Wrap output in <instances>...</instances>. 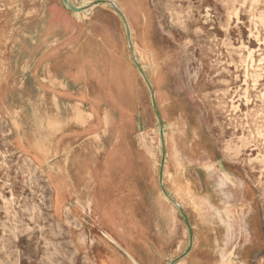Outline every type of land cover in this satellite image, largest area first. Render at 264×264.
I'll return each mask as SVG.
<instances>
[{
  "label": "rangeland",
  "instance_id": "obj_1",
  "mask_svg": "<svg viewBox=\"0 0 264 264\" xmlns=\"http://www.w3.org/2000/svg\"><path fill=\"white\" fill-rule=\"evenodd\" d=\"M69 1L0 0V264H264V0Z\"/></svg>",
  "mask_w": 264,
  "mask_h": 264
},
{
  "label": "bare ground",
  "instance_id": "obj_2",
  "mask_svg": "<svg viewBox=\"0 0 264 264\" xmlns=\"http://www.w3.org/2000/svg\"><path fill=\"white\" fill-rule=\"evenodd\" d=\"M108 2V4H115V5H119V4H121L120 2H119V0H107ZM246 1V0H245ZM94 2V1H93ZM60 5V4H59ZM67 6V5H66ZM84 7V9H83V11H86V9H91V8H93V7H95L94 5H87V6H83ZM118 9L119 10H121L122 11V13L125 15V17H126V19H127V24H128V28H129V30H130V32H131V34H132V31H133V27H132V19H131V17H132V15H131V13L132 12H130V10H128V9H126V11H125V8H124V6H123V4H121L120 6H118ZM82 11V12H83ZM89 11V10H88ZM124 11V12H123ZM252 20V19H251ZM229 40V39H228ZM230 43H231V41H230ZM132 44V43H131ZM132 51V50H131ZM252 54V53H251ZM250 55V54H249ZM253 55V54H252ZM247 57H249V56H247ZM250 57H251V55H250ZM243 63V62H242ZM247 65V64H246ZM248 68V67H247ZM246 68V69H247ZM247 72V71H246ZM145 73V72H144ZM251 74V73H250ZM254 75H256V74H254ZM257 76V75H256ZM246 77V76H245ZM251 78V77H250ZM246 80V79H245ZM246 82V81H245ZM148 84V83H147ZM254 84V83H253ZM247 86H248V84H247ZM247 88V87H246ZM152 96H153V94H151ZM155 98V97H154ZM264 105V104H263ZM259 116V115H258ZM91 118V115L90 114H88L87 113V119H90ZM255 121V120H254ZM84 122V121H83ZM255 123H256V121H255ZM247 124V123H246ZM246 124H245V126H246ZM260 124V123H259ZM251 125V124H250ZM254 126H256V124L254 125ZM262 126V125H261ZM254 130V129H253ZM258 132V131H257ZM163 134V133H162ZM161 134V135H162ZM258 135V134H257ZM241 137H243V136H241ZM252 137V136H251ZM254 137V136H253ZM162 142V141H161ZM152 146V145H151ZM163 146V145H162ZM258 148V147H257ZM163 151V150H162ZM149 154V153H148ZM79 158L80 157H78L77 159L79 160ZM161 170V169H160ZM161 181V183H163V181H162V179L160 180ZM80 184H81V181H80V183H77V186L78 187H80ZM87 187V186H86ZM94 187V186H93ZM88 191H87V198H88V201H89V203H91L92 204V197H93V191H91L93 188H86ZM164 194H165V196L169 199V200H171L170 198H171V196H169L166 192H164ZM172 202H175V200H173V198H172V200H171ZM179 209V208H178ZM181 209V208H180ZM175 213V212H174ZM4 226V225H3ZM51 264V263H50Z\"/></svg>",
  "mask_w": 264,
  "mask_h": 264
},
{
  "label": "water",
  "instance_id": "obj_3",
  "mask_svg": "<svg viewBox=\"0 0 264 264\" xmlns=\"http://www.w3.org/2000/svg\"><path fill=\"white\" fill-rule=\"evenodd\" d=\"M63 1L65 2V4H67L74 11L81 12L84 9V7H76V6H74L69 0H63ZM107 2H108L107 0H97L94 4H101V3H107ZM116 9H117L118 13L121 15V17L123 18L125 24L127 25V29H128V39H129V43L131 44V42H132L131 32L129 31V28H128L127 19H126L125 15L118 8H116ZM160 122H161V120H160ZM163 164H164V160L162 162V169H161V172H160V178L161 179H162V176H163ZM164 192H165V190H164ZM170 199L172 200V198H170ZM174 203L177 206H179L176 202H174ZM192 241H193V235H192V232H191V244H192ZM173 262L174 261L170 262L169 264H173Z\"/></svg>",
  "mask_w": 264,
  "mask_h": 264
},
{
  "label": "crops",
  "instance_id": "obj_4",
  "mask_svg": "<svg viewBox=\"0 0 264 264\" xmlns=\"http://www.w3.org/2000/svg\"><path fill=\"white\" fill-rule=\"evenodd\" d=\"M131 39H132V35H131ZM110 237V239H112L113 240V238L111 237V236H109Z\"/></svg>",
  "mask_w": 264,
  "mask_h": 264
}]
</instances>
